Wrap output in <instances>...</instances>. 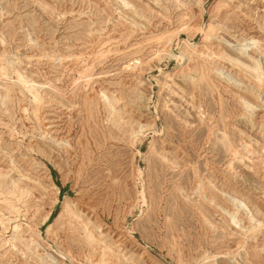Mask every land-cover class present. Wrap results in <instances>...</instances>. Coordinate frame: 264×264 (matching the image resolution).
I'll use <instances>...</instances> for the list:
<instances>
[{
	"label": "rangeland",
	"instance_id": "1",
	"mask_svg": "<svg viewBox=\"0 0 264 264\" xmlns=\"http://www.w3.org/2000/svg\"><path fill=\"white\" fill-rule=\"evenodd\" d=\"M0 264H264V0H0Z\"/></svg>",
	"mask_w": 264,
	"mask_h": 264
},
{
	"label": "bare ground",
	"instance_id": "2",
	"mask_svg": "<svg viewBox=\"0 0 264 264\" xmlns=\"http://www.w3.org/2000/svg\"><path fill=\"white\" fill-rule=\"evenodd\" d=\"M242 56H243V55H242ZM236 60H237V59H236ZM237 61L239 62V60H237ZM244 66L247 67V68H251L250 66H246V65H244ZM33 91H34V90H33ZM145 127H146L145 125H141V126H140V129L142 130L143 128H144V129H147V128H148V127H146V128H145Z\"/></svg>",
	"mask_w": 264,
	"mask_h": 264
}]
</instances>
